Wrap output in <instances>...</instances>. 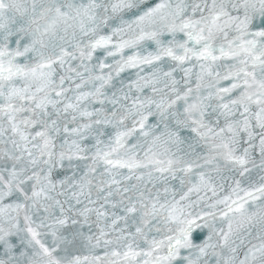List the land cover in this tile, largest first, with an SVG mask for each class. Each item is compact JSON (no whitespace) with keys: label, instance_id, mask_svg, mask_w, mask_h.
<instances>
[{"label":"snow or ice","instance_id":"obj_1","mask_svg":"<svg viewBox=\"0 0 264 264\" xmlns=\"http://www.w3.org/2000/svg\"><path fill=\"white\" fill-rule=\"evenodd\" d=\"M0 264H264V0H0Z\"/></svg>","mask_w":264,"mask_h":264}]
</instances>
